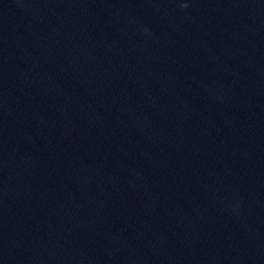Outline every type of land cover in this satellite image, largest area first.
<instances>
[{"label":"clouds","instance_id":"obj_1","mask_svg":"<svg viewBox=\"0 0 264 264\" xmlns=\"http://www.w3.org/2000/svg\"><path fill=\"white\" fill-rule=\"evenodd\" d=\"M185 7H186V5H185Z\"/></svg>","mask_w":264,"mask_h":264}]
</instances>
